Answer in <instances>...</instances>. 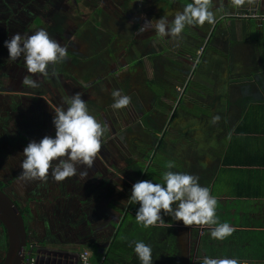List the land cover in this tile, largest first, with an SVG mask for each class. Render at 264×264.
Here are the masks:
<instances>
[{
	"label": "crops",
	"instance_id": "crops-1",
	"mask_svg": "<svg viewBox=\"0 0 264 264\" xmlns=\"http://www.w3.org/2000/svg\"><path fill=\"white\" fill-rule=\"evenodd\" d=\"M174 1L178 3L174 6L184 8L181 0ZM225 7L232 9L229 13L221 9V14L217 18L225 14L232 21L219 26L218 32L221 37L212 42L206 59L197 54L198 65L202 60L212 66L217 64V68L214 66L215 68L207 72V77L213 79L214 86L210 88L207 83L210 89L205 98L208 99L202 101L203 106L200 105L199 108L205 112L198 116L189 115L175 120L174 130L178 129L172 135L157 134L159 139L165 140V144L164 149L152 152L154 161L158 160L154 164L152 160L145 161L146 154H142L144 151L141 153V149H115L110 151L113 158L108 156V170L103 171L102 175L96 173L90 180L92 185L83 184L81 181L85 176L78 174L60 182L55 181L50 174L46 181L25 180L22 186L32 189L31 196L23 199L25 207L31 208L30 221L33 208L29 201L36 199L37 196L47 197L45 207H48V204L56 208L63 205L67 212L64 220L69 226L68 231L77 233L76 238H83L81 244L85 245L83 248L91 251L93 263L101 264L114 235L110 223L123 217L124 212L132 205L124 203L131 195L133 183H136L134 181L136 173L129 169L130 164L142 162L145 164V171L138 181H142L144 177L153 183H163L162 173L169 170L198 176L200 185L208 187L210 195L218 201L216 215L219 221L228 222L236 230L224 240H216L210 237L211 229L208 225L186 226L182 221L165 215L161 210L164 223L158 222L147 228L141 224L138 230L130 229L124 232L122 245L115 249V253L122 257L123 264H141L134 252L135 241L151 245L153 264H202L205 256L235 257L245 264H264V25L260 27L261 20L236 19L229 16L232 12H253L255 9L258 15L264 16V0H211V8H215L213 12L216 8ZM212 27L214 25L206 23L207 36L214 32ZM231 31H236L237 36L229 38L227 33ZM207 38L202 43L203 47L211 37ZM246 41L252 45L249 51L243 53L240 48L236 49L237 45L247 44ZM109 76L111 79L116 77ZM183 80L182 77L181 81ZM78 81L79 86L83 81L87 83V87L92 83L96 84L92 80L83 79V76ZM175 86L176 84L173 86L168 84L169 90H173ZM182 86L178 85L177 91L183 90ZM200 89L206 93V86H201ZM25 94L31 95L32 99L43 97L46 102L48 101L44 95ZM193 103L191 107L186 106L185 109L197 108ZM0 105L2 119L0 132L3 131V126L9 125L18 130V134L15 135V150L17 148L19 152L14 154L15 151L11 148L8 151L3 148L6 152H1L0 156L6 159L4 164H7L4 166L0 163L1 175L8 174L7 181L15 188L11 172H15L17 177L21 173L23 149L31 141L39 142L45 134L40 116L36 113L25 114L28 120L25 115L16 118L12 113L4 114L7 105L5 101ZM175 115L176 112L173 117ZM217 115L220 117L219 121L212 123V117ZM132 124L131 121L128 122L131 128ZM139 124L141 125L140 122ZM153 128L155 129L153 124H144V129L149 132L154 130ZM145 130L140 129L134 134L139 133L137 139L142 141L143 148L148 144L146 141L148 133ZM126 134L127 138L131 139V134L127 132ZM155 138L156 136L151 134L149 140ZM138 145L141 146L140 143ZM228 151L231 152L229 155ZM100 155L101 149L94 161H101ZM167 161H172L176 167L166 169L162 164ZM93 165L90 169L83 165H78V168L82 171L88 169L90 175H93ZM111 173L113 177L110 176ZM123 174L127 178L122 177ZM38 186L42 188L41 191L37 189ZM53 186L58 188L60 196L52 199L48 197L50 194L47 196L45 194L49 193L47 191L52 190ZM134 208L137 211L139 203H135ZM74 211H80L81 218ZM132 215L135 216L133 213ZM107 218L109 224L106 227L102 225L99 227V223L105 222ZM66 243L62 246L63 250L51 249L52 252L59 254V259L55 258L53 263L49 262L53 257L45 254L47 250H40L39 255H32L34 264L35 257L38 264H79L82 250L79 251L77 247L80 242L76 239L67 240Z\"/></svg>",
	"mask_w": 264,
	"mask_h": 264
},
{
	"label": "flooded vegetation",
	"instance_id": "flooded-vegetation-1",
	"mask_svg": "<svg viewBox=\"0 0 264 264\" xmlns=\"http://www.w3.org/2000/svg\"><path fill=\"white\" fill-rule=\"evenodd\" d=\"M172 1L173 0H169V2L167 0H139V2L133 0H0V69L4 71L5 74H10V78L7 80V82L5 81L6 86L14 85L18 88V85L22 84V78L28 74L24 67L23 57L18 58L17 61H11L8 59V50L4 46V42L5 40H10L14 34L20 33L21 35H31L37 29L45 28L49 33V36L52 39L58 41L62 46H65L68 52V56L64 62L49 66L47 77L41 76L40 74H29L33 75L36 78L37 83L39 85L37 88H31L22 84L20 88L22 91L15 92L14 90H0V96L2 95L0 103L2 101H5V103L7 104L5 107L6 113L4 114L12 113L17 118L18 116H22L25 114L31 115V112H34L40 116L39 118L43 125L44 134L46 136L54 137L55 128L52 123L53 116L55 114V111H57L56 109L67 107V105L64 103V98L70 96L72 91L76 90L81 94L88 93L86 100L87 105L96 108L98 105L97 101H93V99L90 97V93L91 90H93L94 86L99 82H96V84L85 88L81 86V88L84 89V92H82V90L76 85L77 83H79L78 80L85 70L90 71V75L92 76L94 75V73H97L99 69H101L102 71H106L108 69L105 68V64L98 61V56L96 54L95 55L97 57H89L90 63L87 59L82 61V57H84L85 55H89V53L87 54L86 52H84L82 48L94 47L95 49L101 51L102 56L106 52L105 55L108 58H112L113 53L116 55L119 49L115 47V42H113L110 47V32L106 29L108 28L109 30L114 32L116 29L115 24H120L123 27L125 26L126 34L124 33L123 29L120 30L118 33V37L123 36V43L128 37H135V35L137 34L138 37H136L135 39L137 41L138 39L141 40V46L143 48L141 54L142 56H145L144 58L147 59L150 55L161 56L160 58L153 59L154 64H152L155 65V72L162 71V78H165L166 75H169L173 81H181L182 76L179 75V73H176V78L174 74V63H177L176 61H178V64L181 65L180 71H183L184 73L188 74L189 70L188 67L185 65V62H182L183 60L181 61V59L170 58L169 53L171 52L164 50H158L156 52L153 48L154 45L157 44L156 42H158L162 38H165V40H167L169 36L158 37L154 29L152 28H149L148 30L143 32L142 35L140 33L138 34L137 31V26L141 28V26H143L147 21H150L149 18L147 19L146 13H151L150 18L152 21L154 20L153 25L155 23V20L161 18L160 14H171L172 12H170V10L171 8H173V4H171L173 3ZM164 6L165 10H163ZM82 8H92V10L95 11L93 18H91V21H87V15L85 16L83 14ZM138 8H144V11L142 12V10ZM148 8L151 9L148 10ZM145 10L146 13H144ZM168 18L169 20H171L172 15H168ZM83 19L85 20L83 21ZM217 21L214 24V27H212V31L214 32L216 30L219 31V29H217L219 18H217ZM206 23L207 22H205V24L202 26L193 25L192 28L195 32H200L201 34L205 32L203 37H208L207 39H209L210 37L213 38V35H215L214 32H212V34H209L208 36L206 35L207 30L204 27ZM86 25H91V30L84 28V26ZM82 27L85 30L80 32L79 30H81ZM96 28H99V30H97ZM101 36L107 39L105 51L104 48H101L102 45H100V43L103 41ZM216 36H219V32L216 33ZM205 37L204 40L206 39ZM77 39H79L78 42ZM179 39L182 48H174L177 53V56L183 57L189 55L191 58H188V60H192L196 51L198 50H202V53L200 55L201 58L206 59V56H209L211 48L208 46V43L205 47H203L202 45L201 47H199V49H196L198 42L196 43L194 38L191 37L190 39L189 37L182 36ZM144 40L145 42L143 43ZM214 40H218V38L216 37ZM136 45H138V42L136 43ZM147 47L149 50L147 49ZM157 47H160V44H157ZM124 52L131 54V52H133L132 46L125 45ZM94 53L98 52L94 50ZM100 54L99 57H102ZM76 56H79L80 58L75 59ZM168 59H171L172 61L170 62ZM134 63H136L137 65L138 60H135ZM125 65H127L130 71L129 74H126L124 72H113L111 75H118L120 76V78H118V80H115L116 77L111 79L106 76H103L104 79H102V81L105 80L103 84L105 86H108L109 84L114 86L116 85V83H118L117 85L119 87V83L122 82V85L124 87L135 86L134 83L138 80H136L138 73L132 71L135 67V64L132 65L128 63ZM74 72H78V74H75ZM167 72H169V74H166ZM107 74V76L110 75L108 71ZM151 81L153 80L151 79L149 82ZM190 81L191 80H189V82ZM147 82L148 81L146 80L144 86L149 89L152 95H154L156 98L157 91L154 85L151 84L147 86ZM174 83L175 82H170L169 84L173 86ZM140 86L141 82H139V87ZM119 89L121 90L120 87ZM154 90L156 91V93L154 92ZM208 90L209 89L207 88L206 95H208ZM167 91L164 92L163 96L171 97V94H169ZM198 92H204L205 94V91H202V89L200 88L198 89ZM22 93H24V95H21ZM25 93L44 95L48 99L47 102L49 103H47L46 99L43 97H41V99H32L31 95H26ZM196 95L198 96V100H193V104L195 106L203 105L202 101L204 100L201 99V97L203 96H199L198 94ZM143 97L145 96L143 95ZM146 104L147 102H145L144 105ZM158 113L159 109L157 107L151 110V113H149L151 115H147L145 109V114L142 113L139 116L137 122H140L142 125L141 121L143 119L147 123H155V121L157 120L156 116ZM117 114H119L120 118H116L113 115L107 121L104 120L105 117H103L102 115L101 117H96L97 120H99L101 123L107 124L109 128L108 135L110 132L115 133L116 130L119 131L122 128L124 120H122L120 113ZM182 114L184 115V117L189 116V113L185 111H182ZM177 118L178 117H176V119ZM1 120L2 119H0V122H2ZM4 120L5 119H3V121ZM2 129L3 131L0 132V140L5 141V145L0 144V156L1 152H6L9 150V148H11V150H14V154H16V152H19L17 148L15 150V135L18 134V130H16V128L11 127L10 125L7 127L3 126ZM102 145L103 144H101V146ZM3 148H6V151H3ZM5 161L6 159L4 157L0 158V163L4 166L7 165L4 164ZM13 168H15L14 165ZM1 174L2 172H0V178L3 179L5 183H10V186L8 187H4L3 185L1 190H3L7 195H9V197L19 206V208L26 209L25 204H23V199H25V197L27 199V197L31 196L32 189L23 187L22 185L24 183L22 184V182L18 180V177L16 176L15 172H11V176L14 177V179L16 180V182L13 181L14 185L16 184L15 188L13 187V189L11 187V182L7 181L8 174L6 176H2ZM48 194H50V192L45 195L47 196ZM29 215L30 214L28 212L25 216L29 218ZM8 243L9 241L7 231L4 225L0 222V264L4 260V257L7 253Z\"/></svg>",
	"mask_w": 264,
	"mask_h": 264
},
{
	"label": "clouds",
	"instance_id": "clouds-1",
	"mask_svg": "<svg viewBox=\"0 0 264 264\" xmlns=\"http://www.w3.org/2000/svg\"><path fill=\"white\" fill-rule=\"evenodd\" d=\"M168 15H172L169 20ZM165 15L157 20L147 21L138 32L153 28L158 37L179 38L186 26L214 25L216 17L211 9V0H191L182 11ZM8 59L17 61L23 57L27 75L21 83L31 88L39 85L36 78L29 74L48 76L50 65L62 63L68 56L67 48L52 39L45 28H39L31 35L14 34L10 40H5ZM81 93L64 98L66 108L55 111L52 123L55 136H44L39 142L31 141L23 149V159L20 163V175L25 180L46 181L50 174L57 181L76 176H87L86 171H78V165L91 168L97 152L101 149V140L108 133L106 123H101L91 114L87 103L81 98ZM113 103L111 108L120 110L127 108L131 97L116 89L111 92ZM220 117L213 116L212 123ZM164 132V131H162ZM166 169L176 165L172 161L165 162ZM163 183H153L151 180L138 181L132 185L131 195L127 202L139 203L135 219L145 228L164 223L161 210L165 215L182 221L184 225H208L210 237L224 240L236 229L228 222H220L216 215L218 201L210 195L208 187L201 186L199 177L187 172L165 171L162 173ZM214 226V227H212ZM134 252L141 264H153L151 245L143 241L134 242ZM202 264H245L238 258H210L205 256Z\"/></svg>",
	"mask_w": 264,
	"mask_h": 264
},
{
	"label": "rangeland",
	"instance_id": "rangeland-1",
	"mask_svg": "<svg viewBox=\"0 0 264 264\" xmlns=\"http://www.w3.org/2000/svg\"><path fill=\"white\" fill-rule=\"evenodd\" d=\"M133 1L139 2V0H133ZM167 1L169 2V0H167ZM172 2L173 3H171V4H173V8H171V10H170V12H172L171 14H174L177 11L183 10V8H177V5L174 6V4H178V3H175L176 1L173 0ZM189 2H191V0H189ZM189 2H188V0H181V3L184 4V6ZM138 9H141L142 12L144 11V8H138ZM149 9H151V8H148V10ZM213 9H215V8H213ZM221 9L223 11H226L229 13V11H231L232 8H229V7L216 8V11L214 12L216 18L218 17V15L221 14L220 13ZM163 10H165V6L163 7ZM254 11H256V9ZM82 12L85 16L87 15L86 16L87 21H91L92 20L91 18H93V15L95 13V11L92 10V8H82ZM237 12H239V11H237ZM144 13H146V10ZM234 13H236V12H234ZM234 13L232 12V14H234ZM150 15H151V13H146L147 19L149 18V20L152 21L150 18L151 17ZM160 15H161L160 17L165 16L164 14L163 15L160 14ZM252 16L254 18L255 13ZM84 20L85 19H83V21ZM230 21H232V19L230 17H227V15L225 16V14H223V16H221L219 18V24H218L217 29H219V26H223L222 24L229 23ZM153 22H154V20H153ZM122 27L123 26L120 24H115L116 29L114 32H112L108 28L106 29L110 32V34H109L110 35L109 43L111 42L110 47H111V44L113 42H115V44H114L115 47L119 49L116 55L113 53L112 58H110V57L108 58L105 55L106 52L102 56L101 51L95 49L94 47L89 48V47H83L82 46L83 51L86 52L87 54L89 53V55H90V56L85 55L84 57H82V61L87 59L88 62L90 63L89 57H95V56H92V53H93V54H96L98 56V57L96 56L98 58V61L105 64V68L108 69L106 71H102L101 69H99L97 71V73H94V75H92V76L90 75V71H86V70L81 74V76H85V77H83V79H89V80L94 81L95 83L99 82L97 85L94 86L93 90H91V93H90V97L93 99V101H97V104H98L96 108L88 106L91 114L94 115L95 117H97V116L101 117V115H102L103 117H105L104 120L107 121L113 115L116 118H120L119 114H117V113H120L122 120H124L121 130H119V131L116 130L115 133L110 132L109 135H108V133H106L105 136L102 138L101 144L104 141L106 143H104L101 146V148H102V155H100L101 161H99V162L94 161L93 175H90L89 170L86 169L87 176H85L84 179L81 181V182H83V184L88 183V185H92L93 183H91L90 180L93 179V176H96L95 175L96 173H101V175H102V173H104L106 170H108V168H107L108 156H111L113 158V155H111L112 153L110 152L111 150H115V149L116 150H121V149L126 150L129 147H135V145H138V143H140L141 147H143L141 141L140 142H138L137 140H136V142L134 141V139H137V136H139V133H136V135H131L130 140H131L132 144L130 146H129L128 142H126V143H124V142H125V139L128 137V135L126 134L127 123L129 121H131L133 123L132 127L134 128V130L136 132H139L140 129L145 130L144 129V123H145L144 120L142 119V121H141L142 125H140L139 122H137L138 118L142 113L145 114V109H146L147 115H151L149 113H151V110L154 109L153 103L155 100V96L152 95L151 91H149V89H147L144 86V83L146 82V80L148 81L146 83V85L149 86V85H151V82H149V81L151 79L152 80L156 79L157 82H156V85H154V87L157 89H164V90H167V88L169 89L167 84H169L170 82H175L174 84H176V86L173 88V90H169V93L173 94L174 97L162 96L161 102L157 103V106L159 109V113L156 116L157 120L155 121V123L149 122V124L154 125L158 135H161V136L165 132H167V136L172 135L176 131V129H178V128H176L174 130V123H175V120L184 117V115L182 114V110H185V112H188L189 115H192V116H198L202 112H205L204 109H199L200 106H197V108H192L190 110H186L185 107L186 106L191 107L193 100H198V96L196 94H198L199 96H203L204 98L201 97V99H203V100L208 99V98H205L206 93L204 94V92H198V89L201 86H203V87L206 86V88H208V89H210L214 86L213 79L207 77V72L209 71V69L215 68L214 66H216V68H217V64L212 66L211 64H206L205 60H202L199 63V65L196 67L197 54L201 55L202 50L196 51V53L194 55L196 57H194V59H192V60H190V59L188 60V58H191L189 55L183 56V57L177 56V53L175 51V49L177 47L182 48L181 42L179 41L180 40L179 38L182 36L189 37L190 39L192 37V38H194L196 43L198 42V45L202 46L203 45L202 43L204 42V37H205V36L203 37V35L205 32H203L201 34L200 32H195L193 30L192 26H186L185 30L182 32V34H185V35L181 34V36L179 38L169 36L167 38V40H165V38H162L158 42H156L157 44H160V47H157V44L154 45L153 48L155 49L156 52L158 50H164V51L171 52V53H169L170 58L181 59V61L183 60L182 62H185V65L188 67V70L195 72L194 76L192 77L191 81L189 82V80H188L189 75L187 73H184L183 71H180L181 65L178 64V61H176L178 65H175V68H173V71H175L174 74L176 76V73H179V75H181L184 78L183 81L177 82V81H173L169 75H166L165 78H162V75H163L162 71L161 72H157V71L155 72V65H153L154 64L153 59L154 58H160L161 56L160 55H150L151 57L148 56L147 59L144 58L145 56L144 55L142 56V54H141V51L143 49L141 46V44H142L141 40L138 39V41H137L135 39L136 37H138L137 34L135 35V37H130V38L128 37L123 43V40H124L123 36L118 37L119 31L122 29L124 30V33L126 34L125 26L123 28ZM84 28L91 30V25H86V26H84ZM84 28L82 27L81 30H79V31L81 32V31L85 30ZM139 28L140 27L137 26V29H139ZM97 30H99V28ZM217 32L218 31L216 30L214 32L215 35H213V38H210V40L208 41L209 47L211 46L213 40L216 37H221V35L216 36ZM139 33L142 35L143 32L142 33L138 32V34ZM227 34H228L229 38L237 36L236 31H231ZM120 35H121V33H120ZM147 36H150V35H147ZM77 37H78V35H77ZM101 38L103 41L100 43V45H102L101 48H104V51H105L106 45H107V43H106L107 39L103 36H101ZM78 41H79V39H77V42ZM137 42H138V45H136ZM144 42H145V40L143 41V43ZM245 43H247V44L237 45L236 49L240 48L241 52H243V53L249 51L252 48V45H249L250 43H248L247 41ZM204 44L207 45V42H205ZM125 45L132 46L133 52H131V54L124 52V46ZM198 45L196 47H199ZM147 49H148V47H147ZM94 50L98 53H94ZM99 54L102 57H99ZM210 57H211V55H210ZM213 59H216V58H213ZM135 60H138L137 65H136V63H134ZM168 60L170 62L172 61L171 59H168ZM217 60H219V58ZM88 62H86V63H88ZM86 63H83V64H86ZM128 63H130L132 65L135 64V67L132 71L138 73L137 78H136V80L137 79L138 80L135 81V83H134L135 86H132V87H130V86L124 87L122 85V82L119 83L120 84L119 87L121 88L122 94H127L131 97V103L127 108L120 109V110H114L111 108V105L113 103V98L111 96V92L113 90L119 89V87L117 85L118 83H116V85H114V86H112L111 84H109L108 86H105L103 84V82H105V80L102 81V79H104L103 76L108 77L107 71L110 73V75L113 72H115V73H123L124 72L126 74H129L130 71H129L127 65H125ZM204 63H205V65H204ZM74 73L78 74V72H74ZM87 75H89V76H87ZM131 77H133V76H131ZM9 78H10V74H5L4 71H2L0 69V90L1 91L14 90L15 92L22 91L20 89L22 84L18 85V88L15 87L14 85L6 86L5 81L7 82V80ZM118 78H120V76L116 75L115 80L116 79L118 80ZM176 78H177V76H176ZM97 79H98V81H97ZM122 81H123V79H122ZM114 82H116V81H114ZM139 82H141L140 87H139ZM207 83H208L210 88L207 87ZM177 84L183 85L182 86L183 88L181 87V89H183V90L177 91V86H178ZM92 85H94V83H92L89 86H92ZM76 86L79 87L82 90V92H84V89H82L81 86L85 88V87H87V83H85L83 81V84H81V86H79V85H76ZM217 88H219V87H217ZM210 91H212V90H210ZM77 92L78 91H76V90L72 91L71 95H74ZM87 94L88 93L81 95V97L83 98V100L85 102L87 100ZM143 95L145 97H143ZM1 98H2V95L0 96V101H1ZM144 99H146V100H144ZM145 102H147L146 105H144ZM155 102H157V100ZM179 102L181 103L180 105H179ZM2 106H5V105H2ZM201 106H203V105H201ZM56 110H58V109H56ZM174 112H176V115L173 117ZM122 113H123V115H122ZM24 117L26 118V115ZM176 117H178V118L176 119ZM26 120H28V119L26 118ZM161 129L164 132H161ZM180 130H181V128H180ZM145 131L148 133V134H146V139H147L146 141L149 144V141H150L149 138H150L151 134L153 135V130H151L150 132H149V130L148 131L145 130ZM0 144L5 145V141L1 140ZM150 147H151V145H146L147 149H149ZM155 161H158V160H155ZM155 161L153 162V164L155 163ZM115 163H117V162H115ZM78 171H82V170H80L78 168ZM108 174H107V177H108ZM78 175H79V173H78ZM110 176L113 177V174L111 173ZM122 177L125 178L126 176L123 174ZM18 180L21 181L22 184L24 183L23 181H25V179H23L21 177L20 173L18 175ZM15 182H16V180H15ZM46 187H47V184H46ZM37 189L40 191L42 190V188L40 186H38ZM102 191H104V190H102ZM47 192H50V191H47ZM36 199L37 200L39 199V201H36ZM36 199L29 201V203L31 204V206L33 208V213H32L33 216L31 218V227H30L31 235H30V240H29L31 248L27 253L34 254L36 256V255H39L40 250H42V251L47 250L45 254H47V256H49V257H53L52 260H49L50 263L51 262L53 263L55 258L59 259V254L52 252L51 249L63 250L62 246H63V244H67L66 243L67 240H76V239L78 240V242H80V244H78L79 246L77 247L79 249V251H80V249L82 251L85 250V248H83V246H85V245L81 244V242L83 241V238H79V237L76 238L75 235H78L77 233H75L73 231H71V232L68 231L69 226L67 224H65V220H64V218L67 215V212L64 210L63 205H59L58 208H56L55 206L48 204V207H45V206H47L46 202H45L47 197L37 196ZM47 201H48V199H47ZM54 203H56V200ZM74 212H76L77 216L79 218H81L80 217V211H74ZM104 221L105 222H103V223L102 222L99 223L100 224L99 227L101 225L106 227L107 224H109L108 218L105 219ZM115 221L117 222L118 219ZM88 235H89V233L87 234V236ZM34 259H35V263L38 264V259H36V257ZM26 262H27V259H26Z\"/></svg>",
	"mask_w": 264,
	"mask_h": 264
},
{
	"label": "trees",
	"instance_id": "trees-1",
	"mask_svg": "<svg viewBox=\"0 0 264 264\" xmlns=\"http://www.w3.org/2000/svg\"><path fill=\"white\" fill-rule=\"evenodd\" d=\"M97 29V28H96ZM199 47L201 46V45H198ZM199 47H196V49H199ZM92 56H95L96 57V55L95 54H93ZM195 57V56H194ZM194 57H193V59H194ZM76 58H80L79 56H76L75 57V59ZM175 65H178L177 63H174ZM198 66V62L196 63V67ZM167 67V66H166ZM168 68V67H167ZM190 73H191V70L190 71H188V75H190ZM166 74H169V72H167ZM155 81H156V79L155 80H153V81H151V84H153L154 85V83H155ZM180 81V80H179ZM156 89V91H157V93H156V91L154 90V92L157 94V96H156V98H155V101L157 100V102H155V103H153V107L155 108V107H157L158 108V106H157V103H160L161 102V98H162V96L164 95V92L165 91H167L168 93H169V89L167 88V90H164V89H157V88H155ZM152 90H153V88H152ZM163 93V94H162ZM170 94V93H169ZM171 97H174L173 96V94H171ZM181 102V101H180ZM179 102V105L181 104ZM246 116V115H245ZM145 122V121H144ZM144 124H149V123H147V122H145ZM154 129V128H153ZM163 130L161 129V132H162ZM126 132L127 133H130L131 135H134L135 134V130H134V128H131V127H129L128 126V123H127V126H126ZM153 134L156 136V138H158V136H157V131H156V128L153 130ZM167 133L165 132L164 133V135H166ZM155 138V139H156ZM155 139H153V140H150L149 141V144H147V145H151V147L149 148V149H147L146 147L145 148H143V147H141V146H139V145H135V147H129V149H141V153L142 154H146L145 156H144V159H145V161L146 162H149V161H154V156H153V153L154 152H157V151H159V150H161V149H164V144H165V140L162 138V139H157L156 141H155ZM136 140L138 141V139H134V141L136 142ZM126 142H128V144H129V146L132 144L131 143V140H130V138L128 139V138H126L125 139V142L124 143H126ZM138 142H140V141H138ZM142 142V141H141ZM104 143H106L105 141L102 143V144H104ZM139 144V143H138ZM153 152V153H152ZM231 153V152H230ZM229 153V151H228V153H227V155H229L230 154ZM141 154V155H142ZM131 166H130V168L129 169H131V171L133 172V173H136V177H135V182H137L138 181V179L142 176V174L144 173V168H145V164L144 163H142V162H132L131 164H130ZM163 166L165 165V163H163L162 164ZM151 171V170H150ZM146 178V177H145ZM143 179H144V177L142 178V181H143ZM144 180H148V179H144ZM3 185H4V187L5 186H10V183H5L3 180H0V189L3 187ZM55 190V191H54ZM51 192H50V196H48V197H50V198H55V197H57L58 195L60 196V193H59V191H58V188H55L54 186H53V189L52 190H50ZM134 202H132V205H130L129 206V209L126 211V212H124V216L123 217H121L120 219H118V221L116 222H111L110 223V227L112 228V230L114 231V235H113V237L111 238L112 240H111V246L108 248V250H107V253H106V257H105V259L101 262V264H123V259H122V257L120 256V255H117L116 253H115V249L116 248H118V246L119 245H122V243H123V238H124V232L126 231V230H130V229H136V230H138L139 229V227L141 226V224H138L137 222H136V219H135V216H133L132 215V213L135 215L136 214V210H135V208H134ZM21 209V211H22V214H23V216H24V219H25V224H26V228H27V230H28V239L30 240V235H31V229H30V227H31V221H30V219L28 218V217H26L25 215L29 212V214H30V212H31V208L29 209L28 207L26 208V209H23V208H20ZM29 240H28V251L30 250V248H31V245H30V243H29ZM32 255L33 254H31L30 255V258L32 257ZM29 258V257H28ZM98 262H96V264H97Z\"/></svg>",
	"mask_w": 264,
	"mask_h": 264
},
{
	"label": "water",
	"instance_id": "water-1",
	"mask_svg": "<svg viewBox=\"0 0 264 264\" xmlns=\"http://www.w3.org/2000/svg\"><path fill=\"white\" fill-rule=\"evenodd\" d=\"M194 72L191 71V80ZM0 222L8 234V250L1 264H27L28 230L19 206L0 189ZM27 257V258H26Z\"/></svg>",
	"mask_w": 264,
	"mask_h": 264
},
{
	"label": "built area",
	"instance_id": "built-area-1",
	"mask_svg": "<svg viewBox=\"0 0 264 264\" xmlns=\"http://www.w3.org/2000/svg\"><path fill=\"white\" fill-rule=\"evenodd\" d=\"M254 13H255V16L253 18L252 15ZM229 16H231L232 18H236V19H245V20L246 19H257V20H261L260 27H262L264 25V16L258 15L255 11H253V12L239 11V12H236V13L231 14ZM27 257H29L27 259V264H34L32 257L30 258V255H28ZM79 264H94L92 261V253L89 249H85L81 252Z\"/></svg>",
	"mask_w": 264,
	"mask_h": 264
}]
</instances>
